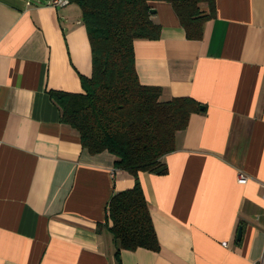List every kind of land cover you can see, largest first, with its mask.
I'll list each match as a JSON object with an SVG mask.
<instances>
[{"label": "crops", "instance_id": "1", "mask_svg": "<svg viewBox=\"0 0 264 264\" xmlns=\"http://www.w3.org/2000/svg\"><path fill=\"white\" fill-rule=\"evenodd\" d=\"M48 1L0 0V264H119L100 224L136 180L62 123L50 93H84L93 48L81 8ZM151 7L161 32L135 42L141 85L204 109L178 133L168 173L140 175L160 250L121 262L264 264V0H216L200 40L171 3Z\"/></svg>", "mask_w": 264, "mask_h": 264}, {"label": "trees", "instance_id": "2", "mask_svg": "<svg viewBox=\"0 0 264 264\" xmlns=\"http://www.w3.org/2000/svg\"><path fill=\"white\" fill-rule=\"evenodd\" d=\"M83 13L93 48L94 72L83 78L84 93L51 92L62 123L80 134L91 154L109 152L115 167L136 180L133 189L116 194L108 206L105 228L114 238L119 264L123 251L158 252L160 243L151 205L140 175H166L164 158L176 151L179 132L202 105L191 98L162 102L160 88L141 85L135 42L157 40L161 28L151 19L155 2L174 6L191 40L203 37L204 24L216 16V0H70ZM207 6L209 12L204 11Z\"/></svg>", "mask_w": 264, "mask_h": 264}, {"label": "built area", "instance_id": "3", "mask_svg": "<svg viewBox=\"0 0 264 264\" xmlns=\"http://www.w3.org/2000/svg\"><path fill=\"white\" fill-rule=\"evenodd\" d=\"M48 4L55 8H64V7L69 6L71 4V1L70 0H49ZM248 180H249V177L245 174H241L239 177V182L241 184L247 183ZM263 187H264V184H263Z\"/></svg>", "mask_w": 264, "mask_h": 264}, {"label": "water", "instance_id": "4", "mask_svg": "<svg viewBox=\"0 0 264 264\" xmlns=\"http://www.w3.org/2000/svg\"><path fill=\"white\" fill-rule=\"evenodd\" d=\"M152 14L154 13V10H152V12H151ZM202 109H204L203 107H202ZM241 237H242V230H240V234H239V238L241 239Z\"/></svg>", "mask_w": 264, "mask_h": 264}, {"label": "rangeland", "instance_id": "5", "mask_svg": "<svg viewBox=\"0 0 264 264\" xmlns=\"http://www.w3.org/2000/svg\"><path fill=\"white\" fill-rule=\"evenodd\" d=\"M263 198H264V196H263Z\"/></svg>", "mask_w": 264, "mask_h": 264}]
</instances>
